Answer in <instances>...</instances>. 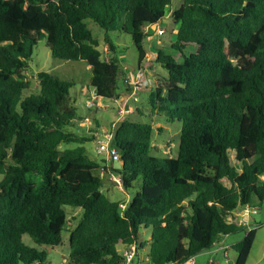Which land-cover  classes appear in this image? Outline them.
<instances>
[{"label":"trees","instance_id":"obj_1","mask_svg":"<svg viewBox=\"0 0 264 264\" xmlns=\"http://www.w3.org/2000/svg\"><path fill=\"white\" fill-rule=\"evenodd\" d=\"M173 1L0 0V264H47L46 249L23 236L54 247L65 230L67 264H121L118 246L133 244L136 258L149 245V264H181L235 232L237 210L264 201V0H178L170 10ZM169 13L178 25L171 46L183 60L159 50L168 75L158 77L151 102L181 123L177 155L152 154L153 125L125 115L113 140L121 167L112 169L125 193L140 182L131 198L116 200L102 179L110 160L82 145L96 130H67L79 117L75 82L38 71L30 92L29 61L45 38L54 58L86 61L98 99L119 98L129 74L110 33L132 37L139 68L149 27ZM88 19L105 30L106 58ZM63 142L79 146L62 150ZM143 228H151L146 242ZM255 234L232 245L234 264H247Z\"/></svg>","mask_w":264,"mask_h":264},{"label":"rangeland","instance_id":"obj_2","mask_svg":"<svg viewBox=\"0 0 264 264\" xmlns=\"http://www.w3.org/2000/svg\"><path fill=\"white\" fill-rule=\"evenodd\" d=\"M178 3V0H174L173 4L169 6L172 10L173 6ZM88 26L92 29L94 35L100 39V49L104 50L103 57L108 56L107 46L105 43V30L96 24L92 19L87 20ZM178 25L174 22L171 14L169 13L158 23L149 27V36L143 42V48L145 50V57L141 61V68L145 69L152 81V83L138 94L139 99L134 101L130 97V92H125L124 88L128 86L126 83L123 87L122 79L119 80L120 91L122 95L115 99L97 98L95 104H91L90 101L96 97L94 88L90 86V79L92 77V71L86 61L84 60H61L54 58L51 54V50L47 45L46 39L42 38L35 46L32 59L29 61L30 67L26 72L28 78L31 81L30 92H35L38 89L37 72L38 71H50L58 75L62 79L73 80L75 86L71 90V103L78 107V118L74 121L72 126L67 130L74 131L82 135H90L88 130H97L99 127L109 128L112 122L119 119L118 108L120 103L126 101L133 109L139 108L141 111L133 113L132 117L138 121L152 124L154 127L153 145L154 155H168L176 156L177 148L180 141L181 123L179 121L170 122L165 114H161L158 110H154L151 102V93L158 86V77H166L168 75L167 70L157 61L159 50L172 54L176 57L177 61H182L181 52L174 49L171 43L176 40V32ZM111 39L116 44V55L120 58L121 69L128 75L134 74L139 64V51L134 44L132 37L126 33L111 32ZM164 95V93H163ZM101 103V104H100ZM99 105V108L96 105ZM102 105H107L102 106ZM83 116V117H82ZM99 124H97V123ZM159 127H164L163 133L158 132ZM93 133V132H91ZM82 145L85 146L87 152L91 158L100 161L103 156L96 151V144L94 140H88ZM79 146V143L63 142L60 145L62 150L72 149ZM106 175L103 177L104 189L109 193L113 199H127L131 198L132 193L137 189L140 180L136 182L135 189L129 193H125L121 190L117 180H120L119 175L113 171L112 167H121L120 160H110L107 163ZM103 168L98 171L97 174L101 175ZM111 172V173H110ZM113 173V174H112ZM113 176L117 179H113ZM32 177L31 175L29 176ZM36 178V174L33 175ZM2 175H0V179ZM72 207L69 206L68 209ZM258 212L253 213L254 207L247 208L245 215H240V219L246 220L248 223L246 226L238 228L235 232L229 234V238L224 244H219V240L214 244L212 248L206 250L197 256H195V264H234L237 258V251L229 245L227 248L220 247L225 244H235L241 241L249 230L255 229V240L250 251L247 264H264V201L256 206ZM250 210V211H249ZM79 210L74 209L69 215V227L76 224L77 220L73 216L78 215ZM69 231H63V242L60 245L54 247H43L35 243L30 236L24 235L23 239L26 243L35 246L39 249H46L48 254L47 264H67L68 255L70 251L69 245ZM151 228H143L141 230V240L146 242L150 239ZM225 239V235L221 237ZM118 250L122 255V249L118 246ZM149 245L145 244L143 248L139 249L138 256L133 264H149ZM226 252H228L226 254ZM213 261V263H211ZM121 264H126L122 262Z\"/></svg>","mask_w":264,"mask_h":264},{"label":"built area","instance_id":"obj_3","mask_svg":"<svg viewBox=\"0 0 264 264\" xmlns=\"http://www.w3.org/2000/svg\"><path fill=\"white\" fill-rule=\"evenodd\" d=\"M127 82L129 83L130 97L133 98L134 101H137L139 99L138 97L139 92L144 90L146 87H148L152 83L148 72L141 67L136 69L134 74L128 76ZM96 99H97V95L96 97H94V100ZM94 100L90 101V103L94 104L95 103ZM134 112H135V109H133V107L129 103L124 101L120 103L119 108H118L119 119L113 122L112 126H110L109 128L101 127L95 131L94 141L96 144V151L98 154L102 155L107 160H112V161L120 160L119 151L113 143L114 131L120 119H122L125 115L134 113ZM113 179H116V178L113 176ZM117 181L121 188L122 187L121 180H117ZM125 207H126V203H123L122 208L124 209ZM246 209H243L244 212L247 211ZM252 212L257 213L258 212L257 208H254ZM136 253H137L136 244H133L129 247L124 248L122 250V256L124 257L125 263L133 264L136 259ZM181 264H195V257H191Z\"/></svg>","mask_w":264,"mask_h":264},{"label":"crops","instance_id":"obj_4","mask_svg":"<svg viewBox=\"0 0 264 264\" xmlns=\"http://www.w3.org/2000/svg\"><path fill=\"white\" fill-rule=\"evenodd\" d=\"M98 101V100H97ZM98 103V102H97ZM101 104V103H100ZM100 104H98V105H100ZM102 106H106L107 107V105H102ZM235 214H236V216H235V218H233V219H231V221L232 222H234V223H236L237 224V226H238V228H240V227H243V226H246L248 223L246 222V220H243V219H240V215H245V212H244V210L243 209H239V210H237L236 212H235ZM225 239H222V238H220L219 239V244H224V242L225 241H227L228 240V238H229V234L228 235H225ZM229 245H233V244H225L224 246H220L221 248L222 247H225V248H227ZM228 252H226V254H227Z\"/></svg>","mask_w":264,"mask_h":264}]
</instances>
